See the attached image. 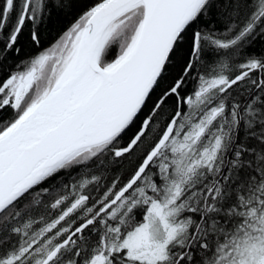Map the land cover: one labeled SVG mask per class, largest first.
<instances>
[{
  "label": "snow or ice",
  "instance_id": "snow-or-ice-1",
  "mask_svg": "<svg viewBox=\"0 0 264 264\" xmlns=\"http://www.w3.org/2000/svg\"><path fill=\"white\" fill-rule=\"evenodd\" d=\"M0 264H264V0H0Z\"/></svg>",
  "mask_w": 264,
  "mask_h": 264
},
{
  "label": "trees",
  "instance_id": "trees-1",
  "mask_svg": "<svg viewBox=\"0 0 264 264\" xmlns=\"http://www.w3.org/2000/svg\"><path fill=\"white\" fill-rule=\"evenodd\" d=\"M71 19L70 15H64L61 14L59 17L58 23L55 25H48L46 30H45V44L49 42V40L56 34V32L64 25L66 24L69 20ZM27 37V29H25V34L24 37L22 38V43ZM259 46H254L253 48L249 49L248 51H259ZM26 53L29 52V49H25Z\"/></svg>",
  "mask_w": 264,
  "mask_h": 264
}]
</instances>
